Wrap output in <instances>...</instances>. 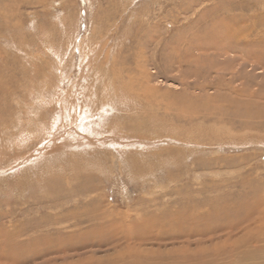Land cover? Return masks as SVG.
Returning <instances> with one entry per match:
<instances>
[{
  "label": "rangeland",
  "instance_id": "obj_1",
  "mask_svg": "<svg viewBox=\"0 0 264 264\" xmlns=\"http://www.w3.org/2000/svg\"><path fill=\"white\" fill-rule=\"evenodd\" d=\"M0 264H264V0H0Z\"/></svg>",
  "mask_w": 264,
  "mask_h": 264
},
{
  "label": "bare ground",
  "instance_id": "obj_2",
  "mask_svg": "<svg viewBox=\"0 0 264 264\" xmlns=\"http://www.w3.org/2000/svg\"><path fill=\"white\" fill-rule=\"evenodd\" d=\"M73 121H74V120H73ZM137 239H138V238H137ZM138 240H139V239H138ZM80 241H82V240H80ZM153 241H154V240H153ZM156 241H157V240H156ZM78 242H79V241H78ZM83 242H84V241H83ZM159 242H161V241H159ZM71 243H72V242H71ZM84 243L86 244V241H85ZM84 243H83V244H84ZM138 243H139V242H138ZM73 244H74V243H73ZM87 244H88V243H87ZM73 246H74V245H72V248H73ZM137 246H138V245H137ZM48 247H49V245H48ZM62 247H63V246H62ZM64 247H65V246H64ZM75 247H76V246H75ZM78 247H79V246H77L76 248L78 249ZM70 248H71V244H70ZM72 248H71V249H72ZM59 249H60V248H59ZM63 249H64V248H63ZM80 249H81V248H80ZM60 250H61V249H60ZM52 251H54V249H53ZM66 251H67V250H66ZM70 252H71V251H70ZM52 253H53V252H52ZM67 255H68V254H67ZM133 263H134V262H133Z\"/></svg>",
  "mask_w": 264,
  "mask_h": 264
}]
</instances>
